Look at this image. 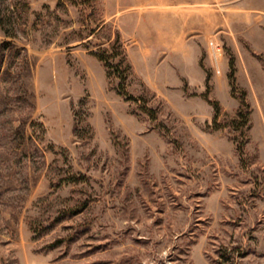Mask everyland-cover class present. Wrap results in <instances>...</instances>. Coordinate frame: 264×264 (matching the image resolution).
Listing matches in <instances>:
<instances>
[{
	"label": "rangeland",
	"instance_id": "obj_1",
	"mask_svg": "<svg viewBox=\"0 0 264 264\" xmlns=\"http://www.w3.org/2000/svg\"><path fill=\"white\" fill-rule=\"evenodd\" d=\"M219 263L264 264V0H0V264Z\"/></svg>",
	"mask_w": 264,
	"mask_h": 264
},
{
	"label": "built area",
	"instance_id": "obj_2",
	"mask_svg": "<svg viewBox=\"0 0 264 264\" xmlns=\"http://www.w3.org/2000/svg\"><path fill=\"white\" fill-rule=\"evenodd\" d=\"M207 53L211 62V66L217 75L223 73V58L225 47L223 42L218 38H210L207 41Z\"/></svg>",
	"mask_w": 264,
	"mask_h": 264
},
{
	"label": "trees",
	"instance_id": "obj_3",
	"mask_svg": "<svg viewBox=\"0 0 264 264\" xmlns=\"http://www.w3.org/2000/svg\"><path fill=\"white\" fill-rule=\"evenodd\" d=\"M103 58V57H102ZM124 61H126V57H124ZM107 64H109V63H107ZM130 66V65H129ZM129 66H128V68L127 69H129ZM231 69H232V74L230 75L231 76V81H232V84H235V78H234V70H235V64H234V62L232 61L231 62ZM214 104H216V118H217V116H218V114L220 113V111H221V108H220V106L218 105V103H216L215 101H214ZM245 104V103H244ZM237 116L238 117H240V125L242 126V127H247V128H249L250 127V125H249V123H250V111L249 110H244V108H240V109H238V111H237ZM220 264V263H219Z\"/></svg>",
	"mask_w": 264,
	"mask_h": 264
},
{
	"label": "crops",
	"instance_id": "obj_4",
	"mask_svg": "<svg viewBox=\"0 0 264 264\" xmlns=\"http://www.w3.org/2000/svg\"><path fill=\"white\" fill-rule=\"evenodd\" d=\"M192 1L193 0H160V5L164 6L165 4H169V3L175 4L176 3V5L185 6V5H191ZM178 11H177V15L180 19L188 17L187 13L182 12V10H180L179 12ZM183 28H185V26H177V29L179 31H181V29ZM196 59H199V52H197ZM185 75H188V74L185 73Z\"/></svg>",
	"mask_w": 264,
	"mask_h": 264
}]
</instances>
